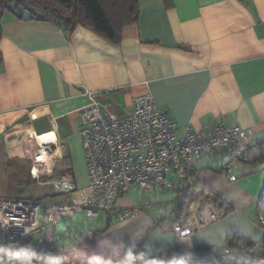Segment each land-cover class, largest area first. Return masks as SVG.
<instances>
[{
    "label": "crops",
    "instance_id": "1",
    "mask_svg": "<svg viewBox=\"0 0 264 264\" xmlns=\"http://www.w3.org/2000/svg\"><path fill=\"white\" fill-rule=\"evenodd\" d=\"M138 2L139 19L122 29L119 43L81 25L67 33L27 14L4 15L0 159L31 163L29 155L44 146L35 142L42 137L53 160L42 181L71 175L76 188L59 194L37 182L52 191L46 196H65L45 204L80 201L89 185L79 114L91 104L86 91L116 116L131 113L136 97L151 94L181 127L200 130L224 122L249 129L261 154L247 163L223 154L202 159L195 163L193 181L168 174L177 188L160 186L147 197L132 188L118 204L140 211L126 220L102 214L89 223L79 211L49 225L48 260L59 264H125L172 253L173 223L185 218L177 199L187 203L192 194L210 197L222 216L196 233L189 249L227 246L235 235L256 242L264 237V0ZM228 166L236 181L229 180Z\"/></svg>",
    "mask_w": 264,
    "mask_h": 264
},
{
    "label": "built area",
    "instance_id": "2",
    "mask_svg": "<svg viewBox=\"0 0 264 264\" xmlns=\"http://www.w3.org/2000/svg\"><path fill=\"white\" fill-rule=\"evenodd\" d=\"M25 1L37 6L32 0ZM85 96L91 104L79 114L83 120L81 138L89 177L86 194L72 204L46 206L37 201L0 197V264H43L49 256L48 226L76 212L83 211L91 219L107 214L115 221L136 215L139 207L118 204L132 188L145 192L160 186L176 189L177 184L167 181V175L175 174L179 180L189 183L194 180L195 163L202 159L223 154L247 163L261 154L260 145L249 129L224 122L200 130L181 127L151 94L136 97L132 112L124 116H116L107 106L98 103L92 92L86 91ZM45 146H38L37 160L29 156L31 178L39 184H51L59 194L74 192L71 175L57 181H42L49 176V171L41 157L45 154L51 159L50 150ZM226 171L230 181L237 180L230 166ZM180 205L177 199V211ZM221 216L214 200L204 196L192 200L185 218L179 217L173 223L177 246L172 253L188 250L192 237ZM260 223L264 227L263 217ZM206 249L211 259L221 264H229L223 260L242 253L264 259V249L252 253L245 245ZM9 251L13 253L11 256L7 254Z\"/></svg>",
    "mask_w": 264,
    "mask_h": 264
},
{
    "label": "trees",
    "instance_id": "3",
    "mask_svg": "<svg viewBox=\"0 0 264 264\" xmlns=\"http://www.w3.org/2000/svg\"><path fill=\"white\" fill-rule=\"evenodd\" d=\"M34 1L38 7L25 0H0V40L3 36L2 20L6 13H12L18 19L26 18L25 14H27L28 19L31 20L52 22L67 33H72L81 25L112 43H119L122 29L139 19L138 0ZM199 195L204 196V194ZM199 195L192 194L186 199L187 203L181 202L180 208L188 206ZM229 239V245H245L252 253L264 249V237L257 242L239 235L230 236ZM43 264H54V262L47 259Z\"/></svg>",
    "mask_w": 264,
    "mask_h": 264
},
{
    "label": "rangeland",
    "instance_id": "4",
    "mask_svg": "<svg viewBox=\"0 0 264 264\" xmlns=\"http://www.w3.org/2000/svg\"><path fill=\"white\" fill-rule=\"evenodd\" d=\"M35 2L34 0H32ZM27 2V1H26ZM36 3V2H35ZM31 4V3H30ZM33 5V4H32ZM34 7H38L34 5ZM30 167L26 159L14 158L13 160L0 159V197L9 199H24L30 201H37L40 203L61 201L65 196L50 195L46 196V193L52 192L49 187L39 186V184L31 179ZM154 191V190H153ZM151 192L140 191V195L147 197ZM264 198V194L262 195ZM262 211L264 213V200L261 203ZM183 213L187 214L188 206H184ZM89 223L91 218L87 219Z\"/></svg>",
    "mask_w": 264,
    "mask_h": 264
},
{
    "label": "water",
    "instance_id": "5",
    "mask_svg": "<svg viewBox=\"0 0 264 264\" xmlns=\"http://www.w3.org/2000/svg\"><path fill=\"white\" fill-rule=\"evenodd\" d=\"M221 264L211 259L210 253L206 248H192L183 252L169 253L156 258L136 261L132 259L131 264ZM229 264H264V259L251 254L242 253L235 257H227L223 260ZM125 264H128L125 263Z\"/></svg>",
    "mask_w": 264,
    "mask_h": 264
},
{
    "label": "bare ground",
    "instance_id": "6",
    "mask_svg": "<svg viewBox=\"0 0 264 264\" xmlns=\"http://www.w3.org/2000/svg\"><path fill=\"white\" fill-rule=\"evenodd\" d=\"M36 140V139H35ZM35 142H37V143H40L41 145H46L47 144V141L46 140H44L42 137H38L37 138V140L35 141ZM29 146H24V148H29L30 146H32V145H34V142H31V144H28ZM42 153H45L44 151H42ZM33 158H34V160H37V158H38V155L37 154H35V153H31L30 154ZM29 155V156H30ZM43 157H41V159L42 160H44V162H45V165H46V169L49 171V170H51V165H52V159H48L47 158V155H45V154H43L42 155ZM46 156V157H45ZM47 158V159H46ZM40 167H42V166H40Z\"/></svg>",
    "mask_w": 264,
    "mask_h": 264
},
{
    "label": "clouds",
    "instance_id": "7",
    "mask_svg": "<svg viewBox=\"0 0 264 264\" xmlns=\"http://www.w3.org/2000/svg\"><path fill=\"white\" fill-rule=\"evenodd\" d=\"M7 254L11 256L13 253L11 251H9ZM131 262H132V259H128V264H131ZM54 264H59V261L54 262ZM92 264H103V262L99 261V260H93ZM153 264H154V262H153Z\"/></svg>",
    "mask_w": 264,
    "mask_h": 264
},
{
    "label": "snow or ice",
    "instance_id": "8",
    "mask_svg": "<svg viewBox=\"0 0 264 264\" xmlns=\"http://www.w3.org/2000/svg\"><path fill=\"white\" fill-rule=\"evenodd\" d=\"M53 137H54V134H53ZM26 258V257H25Z\"/></svg>",
    "mask_w": 264,
    "mask_h": 264
}]
</instances>
